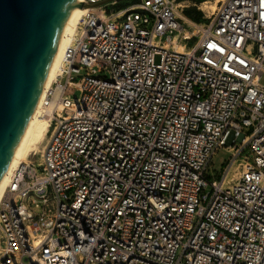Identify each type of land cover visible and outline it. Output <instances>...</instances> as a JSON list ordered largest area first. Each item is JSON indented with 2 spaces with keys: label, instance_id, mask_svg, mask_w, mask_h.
Listing matches in <instances>:
<instances>
[{
  "label": "built area",
  "instance_id": "obj_1",
  "mask_svg": "<svg viewBox=\"0 0 264 264\" xmlns=\"http://www.w3.org/2000/svg\"><path fill=\"white\" fill-rule=\"evenodd\" d=\"M123 1L82 0L42 152L0 200V264H264V0L202 23Z\"/></svg>",
  "mask_w": 264,
  "mask_h": 264
},
{
  "label": "water",
  "instance_id": "obj_2",
  "mask_svg": "<svg viewBox=\"0 0 264 264\" xmlns=\"http://www.w3.org/2000/svg\"><path fill=\"white\" fill-rule=\"evenodd\" d=\"M74 1L0 0V180L35 110Z\"/></svg>",
  "mask_w": 264,
  "mask_h": 264
},
{
  "label": "bare ground",
  "instance_id": "obj_3",
  "mask_svg": "<svg viewBox=\"0 0 264 264\" xmlns=\"http://www.w3.org/2000/svg\"><path fill=\"white\" fill-rule=\"evenodd\" d=\"M220 1L221 0H215L212 3L205 2L203 3L202 8L214 10L216 6L215 4ZM80 3H82V0L74 1V5L70 9L64 21L60 32L59 42L55 51V55L46 75L43 89L38 99L35 110L13 153L10 164L2 179L0 180V200L9 182V177L12 170H14L17 166L24 162L30 161L42 152L43 145L46 139V133L49 126V117L51 113L50 102L46 99V89H48L52 85L58 75L66 48L70 43L71 38L76 33L77 25L80 18L89 11L88 7H77V5ZM177 48L181 49L180 46H178Z\"/></svg>",
  "mask_w": 264,
  "mask_h": 264
},
{
  "label": "rangeland",
  "instance_id": "obj_4",
  "mask_svg": "<svg viewBox=\"0 0 264 264\" xmlns=\"http://www.w3.org/2000/svg\"><path fill=\"white\" fill-rule=\"evenodd\" d=\"M133 0H126L121 2V5H124L126 3H130ZM215 0H180L179 4L182 8V13L183 12H191V19H188L192 22L195 23H202L204 22L208 16L211 15V12L214 10H209V9H203L202 5L205 2H214ZM217 6V3L215 4ZM215 6V8H216ZM261 83L264 84V78L261 80ZM76 94L75 90H72L69 93V98L73 99ZM228 153H226L223 150H220L212 159L210 165L206 169V177L209 178L210 180H217V175L218 173L224 168L225 166V161L228 158ZM33 159L38 161V155L35 156Z\"/></svg>",
  "mask_w": 264,
  "mask_h": 264
},
{
  "label": "trees",
  "instance_id": "obj_5",
  "mask_svg": "<svg viewBox=\"0 0 264 264\" xmlns=\"http://www.w3.org/2000/svg\"><path fill=\"white\" fill-rule=\"evenodd\" d=\"M183 16H184L186 19H191V12H183Z\"/></svg>",
  "mask_w": 264,
  "mask_h": 264
}]
</instances>
